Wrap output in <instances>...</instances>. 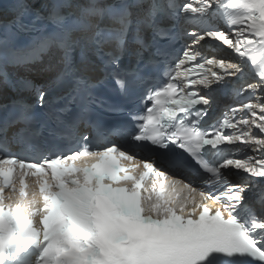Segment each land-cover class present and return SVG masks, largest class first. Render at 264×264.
Returning a JSON list of instances; mask_svg holds the SVG:
<instances>
[{
	"label": "snow or ice",
	"instance_id": "1",
	"mask_svg": "<svg viewBox=\"0 0 264 264\" xmlns=\"http://www.w3.org/2000/svg\"><path fill=\"white\" fill-rule=\"evenodd\" d=\"M14 3L10 19L0 16V96L10 84L9 67L24 59L17 46L19 36L38 33L28 57L54 53L60 66L57 81L67 88L65 97L51 101L40 92L39 103L81 99L75 111L68 112L67 103L54 109L59 115L52 131L82 142L83 150L47 157L41 163L0 155V264H264V139L237 132L243 125L264 133V98L229 109L231 115L208 131L201 121L208 116L210 99L194 90L240 80L250 67L257 82L239 86V92L249 97L258 90L264 93V0H88L85 4L52 0L43 5L44 11L36 6L37 0ZM221 12L230 30L209 26L185 33L191 43L171 68L167 83L149 90L146 99L151 106L143 116L134 117L137 128L131 139L145 146L150 143L159 163L155 157L137 160L115 143L90 150L86 142L92 133L101 131L89 114V104L95 99L92 89L99 81L79 66L87 59L79 50L81 40L87 42L92 56L117 67L128 39L134 41L137 50L132 65L118 67L114 73L131 77L117 80L122 90L130 91L169 63V44L162 41H173L178 24H166V19L210 25ZM27 17H31L28 22ZM144 30L151 33L150 43ZM209 39L230 48L238 62L194 51V46ZM189 72L201 73L202 78H190ZM7 107L0 104V108ZM257 109L262 113L259 122ZM238 112L246 116L234 124L232 117ZM239 141L258 149L260 157L241 154V148L229 150ZM188 157L202 176L207 174L202 181L207 190L163 170V166L183 168ZM81 158L85 162L78 166L75 162ZM121 158L132 163L125 166ZM141 166L143 170L137 173ZM17 167L21 198L27 195L29 170L40 177L35 182L39 192L34 188L29 199L15 202L9 196L6 205L5 189L16 190L13 174ZM232 167L245 174L243 182L227 178L224 170ZM49 170L51 179L47 178ZM150 175L153 179L146 187ZM166 184L173 193L182 185L201 199L166 194ZM205 200L215 203L210 206Z\"/></svg>",
	"mask_w": 264,
	"mask_h": 264
}]
</instances>
